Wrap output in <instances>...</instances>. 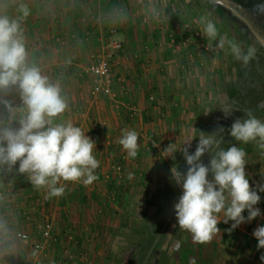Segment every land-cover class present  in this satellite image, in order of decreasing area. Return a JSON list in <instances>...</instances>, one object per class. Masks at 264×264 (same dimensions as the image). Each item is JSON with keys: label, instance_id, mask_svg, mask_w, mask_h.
<instances>
[{"label": "crops", "instance_id": "crops-1", "mask_svg": "<svg viewBox=\"0 0 264 264\" xmlns=\"http://www.w3.org/2000/svg\"><path fill=\"white\" fill-rule=\"evenodd\" d=\"M20 3L30 10L20 21L27 62L61 84L69 108L56 122L70 120L95 141L99 167L91 185L61 181L63 196L52 198H46L47 189L37 190L27 173H19L18 163L0 167V264H67L69 254L77 257L73 264H104L112 245H125L121 231L125 220H133L131 209L151 199L154 184L148 183L160 181L185 143L192 142L202 105L217 96V84L200 68L198 47L181 43L189 34L177 29L184 28L181 21H166V0H0V14L20 18ZM176 31L180 42L172 45ZM113 41L120 44L114 51L113 95L95 99L90 95L94 80L85 69ZM4 100L23 106L17 89L0 92V121L9 119ZM123 129L138 134L135 158L118 143ZM120 157L128 169L123 184L112 171ZM46 220L53 224L54 240L39 252L33 244L41 240ZM241 225L236 245L243 262L258 254L255 263L264 264V248L252 249L258 243L253 231L264 225V215ZM17 233H27L30 241Z\"/></svg>", "mask_w": 264, "mask_h": 264}, {"label": "clouds", "instance_id": "clouds-1", "mask_svg": "<svg viewBox=\"0 0 264 264\" xmlns=\"http://www.w3.org/2000/svg\"><path fill=\"white\" fill-rule=\"evenodd\" d=\"M18 11L21 14L18 19L0 14V92L7 94L17 89L23 105L17 109L7 100L3 101L9 119L0 121V167L12 169L18 163L19 173H27L37 190L47 189L46 198L61 197L65 192L61 181H82L88 186L98 179L95 170L99 161L93 155L96 145L72 121L56 122V118L68 110V101L58 81H50L41 74L39 67L29 66L20 21L30 10L20 3ZM203 32L210 40L219 35L217 25L207 18H203ZM224 46L225 38L222 37L218 47ZM230 48L234 57L245 64L255 54L251 47L243 53L236 43H230ZM17 111L21 113L18 120ZM223 113L228 118L232 111L225 108ZM245 115V119L234 120L229 135L243 144L258 140L264 148V121L251 111H246ZM223 132V127L211 134L200 132L195 152L188 151L191 140L181 151L188 166L186 173L179 171L177 166L170 169L172 181L182 188V194L173 205L177 224L180 230L191 233L197 243L209 242L220 233L218 224L221 221L233 222L227 229L231 232L242 223L261 216L260 209L255 206L261 201L258 191L264 192V185L258 188L250 185L243 148L232 145L225 150L220 147L222 140L217 139V134ZM195 137L194 134L192 139ZM138 139L136 131L122 130L118 143L130 158L138 154ZM171 148L170 144L167 149ZM205 153L210 155L208 165L201 159ZM210 174L212 179H209ZM245 210L247 217L243 215ZM253 236L258 241L257 249L264 248V225L258 226ZM260 259L264 261V255Z\"/></svg>", "mask_w": 264, "mask_h": 264}, {"label": "rangeland", "instance_id": "rangeland-1", "mask_svg": "<svg viewBox=\"0 0 264 264\" xmlns=\"http://www.w3.org/2000/svg\"><path fill=\"white\" fill-rule=\"evenodd\" d=\"M229 1L238 5L243 11L250 13L256 20L264 21V0ZM166 2L167 6L163 7L164 4H162V9L169 18H166V21L169 23L173 20L177 22L181 21V25L184 28L178 26L177 29L180 31L184 29L186 33H189L184 39L181 38V43H185L187 46H199V50L197 49L199 53L197 52L198 54L196 55L200 59L199 62L201 65L199 66L217 84V89L214 90L215 93L218 92L217 96L202 105L201 117L198 124L200 126L203 117L204 121H206L208 118L217 116L222 112V99L224 96L221 94L225 93L229 78L232 75H236L243 64V60H237L232 54L230 43L238 44L245 54L251 47L255 49V55H264V48L261 47L258 41L247 37V34L243 33V31L241 32L239 22L230 19L227 21L224 12L226 10L225 8L218 7L217 9V6L209 0H166ZM203 18L211 19L217 25L219 35L215 40H210L204 34ZM165 28L166 24H164ZM166 29V31L171 33V27ZM196 32H199L200 35L196 36ZM175 34V36L171 37L174 41L172 45L175 43V40L176 43L177 41L180 42V39H178L179 32L176 31ZM222 37L225 38V46L221 49L218 47V43ZM259 109L257 111L258 113L256 112L257 115L254 116L264 121V106ZM232 145L241 147L246 152L245 172L249 178L250 185L253 188L264 185V148L260 147V142L257 140L243 144L233 138L228 143L227 148ZM161 177L162 179L160 180H163L161 182L150 181L148 183V187H150L149 184L155 185L152 186L153 192L151 199L149 198L145 201V198H143L141 201L142 204L138 202V208L135 206L131 209L130 215L133 216V220L131 223L125 220L123 230L121 231V234H126L125 245L123 247L117 244L112 245L109 256H107V261L104 264L133 263L139 247L143 242L142 228L146 225L144 221L151 216L154 204L163 202V197L158 195L156 191L159 187L167 185L166 182L171 177L170 168ZM209 179H212L211 174L209 175ZM163 183L165 184L163 185ZM258 194L261 196V201L255 207L261 209L260 211L264 215V192L258 191ZM171 210L172 218H168L170 219L168 226L166 227L164 235L158 240L153 260L150 264H207V261L202 260L209 259H212L210 264H246L243 262L245 260L238 251V245H236V241L241 237L242 225H239L229 232L227 229L231 228L233 222L229 221L228 224H225L221 221L218 224L220 233L215 234L209 242L197 243L193 241L191 233L179 229L173 206ZM243 215L247 217L248 214L245 211ZM221 218H223L222 214ZM173 225H176V227H173ZM238 228H240V231ZM256 248L257 245L254 244L252 249L255 250ZM186 250L191 251L190 253H186ZM257 255L254 256L255 260L257 259ZM198 258L201 259L199 260ZM252 259L250 258L248 264H256V261ZM73 262L70 264H73Z\"/></svg>", "mask_w": 264, "mask_h": 264}, {"label": "trees", "instance_id": "trees-1", "mask_svg": "<svg viewBox=\"0 0 264 264\" xmlns=\"http://www.w3.org/2000/svg\"><path fill=\"white\" fill-rule=\"evenodd\" d=\"M223 96L222 112L217 116L208 118L206 121L203 117L202 123L195 130L194 134L197 137L192 139L191 146L188 149L190 154L196 150L200 132L211 134L217 132L219 127H223L224 132L218 133L217 139L222 140L220 147L226 150L228 143L233 139L229 135V129L234 120L247 118L246 111H251L253 115H257L259 108L264 106V55L254 54L247 64L243 62L237 74L229 78ZM225 108L232 111L231 116L228 118H225L223 113ZM201 159L205 165L210 163L208 153H205ZM173 166H177L179 171L186 173L188 166L182 153L171 168ZM166 183V186L163 183L164 186L162 185L163 187H159L156 191L158 195L163 197V202L155 203L151 216L144 221L146 225L142 228L143 242L132 264H150L152 262L158 240L164 235L170 220L168 218L172 216L170 213L172 211L171 207L182 194V188L176 185L171 177Z\"/></svg>", "mask_w": 264, "mask_h": 264}, {"label": "built area", "instance_id": "built-area-1", "mask_svg": "<svg viewBox=\"0 0 264 264\" xmlns=\"http://www.w3.org/2000/svg\"><path fill=\"white\" fill-rule=\"evenodd\" d=\"M111 33H115V31H111ZM200 33L196 32V36H199ZM172 42H174L172 40ZM110 50H107L104 54L97 57V60L90 65H88L85 69V72L93 77V84L90 88V95L98 99L101 96L104 97H112L113 95V87L115 84V73L113 70V63H114V51L120 48V44L113 41L110 43ZM199 50V46H198ZM125 158L120 157L118 161L112 166V171L114 177L122 184L126 181L128 177V169L124 162ZM129 177L132 178L133 175L130 173ZM106 180H111L112 177L110 174H107L105 177ZM17 238L21 241L27 243L30 241L31 237L27 233H17ZM41 240L33 244V248L36 251L41 252L45 246H47L51 241L54 240V232H53V224L51 220H46L42 225V229L40 232ZM77 257L73 254L68 255V263H72L75 261ZM74 263V262H73ZM58 264H65V263H58Z\"/></svg>", "mask_w": 264, "mask_h": 264}, {"label": "flooded vegetation", "instance_id": "flooded-vegetation-1", "mask_svg": "<svg viewBox=\"0 0 264 264\" xmlns=\"http://www.w3.org/2000/svg\"><path fill=\"white\" fill-rule=\"evenodd\" d=\"M211 1V0H209ZM213 3V1H211ZM218 7H221L217 4H214ZM225 17L227 18V21H237L239 22V28L241 32L247 34V37L253 38L261 45L262 48H264V21L256 20L250 13L242 11L241 9H236V14L231 12L230 10L226 9L225 11Z\"/></svg>", "mask_w": 264, "mask_h": 264}, {"label": "water", "instance_id": "water-1", "mask_svg": "<svg viewBox=\"0 0 264 264\" xmlns=\"http://www.w3.org/2000/svg\"><path fill=\"white\" fill-rule=\"evenodd\" d=\"M211 1H213L214 4H217V5L225 8V9H228V10H230L231 12H233L235 14H236V9L239 8L238 5L233 4L229 0H211Z\"/></svg>", "mask_w": 264, "mask_h": 264}]
</instances>
